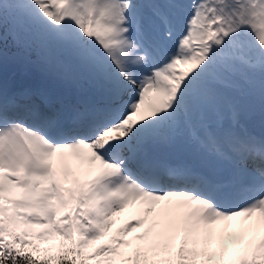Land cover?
<instances>
[{
  "label": "snow or ice",
  "instance_id": "obj_1",
  "mask_svg": "<svg viewBox=\"0 0 264 264\" xmlns=\"http://www.w3.org/2000/svg\"><path fill=\"white\" fill-rule=\"evenodd\" d=\"M0 264H264V0H0Z\"/></svg>",
  "mask_w": 264,
  "mask_h": 264
}]
</instances>
